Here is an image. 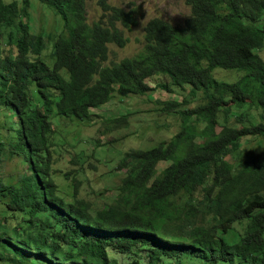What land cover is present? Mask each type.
I'll return each instance as SVG.
<instances>
[{
	"label": "trees",
	"instance_id": "1",
	"mask_svg": "<svg viewBox=\"0 0 264 264\" xmlns=\"http://www.w3.org/2000/svg\"><path fill=\"white\" fill-rule=\"evenodd\" d=\"M28 1L0 0V109L10 123L0 125V157L17 156L25 165L13 183L0 177V207L15 224L0 222V261L18 262L10 252L21 258L28 251L44 264H122L108 256L111 250L144 252V262L129 264H264V148L239 150L241 139L264 135V63L255 52L264 48V25L256 26L264 0H185L189 13L180 25L148 19L141 50L109 65L102 64L106 44L124 45L115 22L134 24L129 12L97 0L101 14L88 24V0H38L62 25L50 38L47 65L39 58L42 35L30 33L24 21ZM214 68L240 77L214 79ZM153 74L188 85L190 94L200 90L204 102L161 103V111L179 117V130L147 149L122 152L115 169L123 174L110 202L93 208L78 196L74 178L72 199L63 201L52 180V115L84 120L112 92L146 93L145 79ZM250 106L259 122L251 121ZM230 114L236 126L226 124ZM234 224L241 225L237 239H223Z\"/></svg>",
	"mask_w": 264,
	"mask_h": 264
},
{
	"label": "rangeland",
	"instance_id": "2",
	"mask_svg": "<svg viewBox=\"0 0 264 264\" xmlns=\"http://www.w3.org/2000/svg\"><path fill=\"white\" fill-rule=\"evenodd\" d=\"M11 1V0H3ZM19 2V0H14ZM111 6L119 7L127 11L134 20V24L123 27L120 22H115V27L121 31L126 39L122 47L113 43H107L106 59L103 65L119 61L121 58L137 54L143 44V26L152 17L161 18L171 24L180 25L189 13L185 0H105ZM26 24L30 33H40L44 45L40 51L39 58L47 65H51L50 58L51 41L53 34L61 29V19L44 4L38 0H29L26 7ZM101 14L97 0H88L85 3L86 23L96 21ZM107 17H102L106 22ZM264 25V12L256 26ZM7 29L2 31L1 43L6 41ZM255 52L264 63V48L256 49ZM214 79L233 82L237 80L240 73L235 70H224L214 68L211 71ZM149 89L142 95L121 96L112 92L109 99L89 110V117L84 120H76L73 117L64 119L57 115L50 118L52 133L50 134L51 168L53 169L52 180L57 188V195L63 201H71V188L73 178L78 180V196L90 202L93 208L100 207L103 203L110 202L116 193L122 170L115 169V163L122 152L129 148L147 149L160 141H167L180 128V119L174 112L161 111L162 102L175 100L180 103V108L192 107L204 102L200 90L194 94L188 91L189 86L183 84L181 87L172 85L164 74H153L145 79ZM164 84L167 88L162 87ZM30 100L38 104V97L32 86H29ZM258 111L254 106L249 107L250 119L253 123L259 122ZM3 114L4 117H3ZM125 115V119L118 124L113 118ZM218 113V122L222 119ZM15 118H13L14 120ZM235 115L227 116L226 124L236 126ZM9 116L0 109V125L8 126ZM216 125L215 131L218 130ZM197 129L201 123L197 124ZM10 137L7 141L12 142L14 132L9 131ZM198 140V138H196ZM264 148V135L257 137H245L240 140V151L256 152ZM228 161L231 157L226 156ZM168 161H159L156 164V172L161 170ZM24 163L20 157H0V177L4 183H13L18 175L24 170ZM69 172L67 177L64 173ZM2 207V205L0 204ZM0 207V222L7 228L14 224L9 220L7 213ZM15 219V221H17ZM235 231L223 234V239L233 241L241 232V225L234 224ZM7 234H10L8 231ZM20 260L18 262L0 264H44L28 251L24 255H13ZM5 255V252H4ZM108 256L116 259L122 264H129L132 258L144 262V252L124 255L115 251H108Z\"/></svg>",
	"mask_w": 264,
	"mask_h": 264
}]
</instances>
